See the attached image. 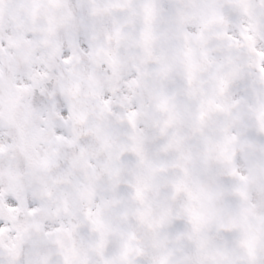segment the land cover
<instances>
[{
  "label": "snow or ice",
  "instance_id": "obj_1",
  "mask_svg": "<svg viewBox=\"0 0 264 264\" xmlns=\"http://www.w3.org/2000/svg\"><path fill=\"white\" fill-rule=\"evenodd\" d=\"M0 264H264V0H0Z\"/></svg>",
  "mask_w": 264,
  "mask_h": 264
}]
</instances>
